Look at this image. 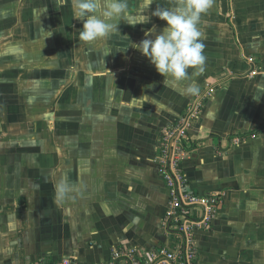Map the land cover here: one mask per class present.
Here are the masks:
<instances>
[{"label":"crops","instance_id":"crops-1","mask_svg":"<svg viewBox=\"0 0 264 264\" xmlns=\"http://www.w3.org/2000/svg\"><path fill=\"white\" fill-rule=\"evenodd\" d=\"M172 2L129 0L127 22L90 46L70 0H0V264H102L119 245L172 244L157 145L196 96L163 86L135 45ZM200 30L196 79L212 96L183 170L225 203L196 234L199 264H264V130L241 138L264 123V0H213Z\"/></svg>","mask_w":264,"mask_h":264},{"label":"built area","instance_id":"built-area-1","mask_svg":"<svg viewBox=\"0 0 264 264\" xmlns=\"http://www.w3.org/2000/svg\"><path fill=\"white\" fill-rule=\"evenodd\" d=\"M245 59L252 66L250 75H256L255 57ZM211 96V88L197 95L183 114L163 129L159 136L155 160L170 193L169 210L162 225L167 233L173 235L172 244L147 251L119 245L112 248L109 260L102 264H199L196 234L212 229L225 201L220 193H196L185 176L183 163L194 151L190 132L202 116L204 105ZM35 264L79 263L72 257H66Z\"/></svg>","mask_w":264,"mask_h":264},{"label":"clouds","instance_id":"clouds-1","mask_svg":"<svg viewBox=\"0 0 264 264\" xmlns=\"http://www.w3.org/2000/svg\"><path fill=\"white\" fill-rule=\"evenodd\" d=\"M154 2L156 0H144L145 10ZM70 5L74 19L83 23L78 39L90 46L118 32L130 15L129 0H70ZM212 6L213 0H173L170 6H157L152 12V16L166 22L165 27L158 34L155 27L149 29L145 38L135 45L163 77V86L182 90L186 96L199 95L196 78L206 70L200 24ZM143 18L144 23L150 19ZM65 191L61 183L57 196L63 198Z\"/></svg>","mask_w":264,"mask_h":264},{"label":"trees","instance_id":"trees-1","mask_svg":"<svg viewBox=\"0 0 264 264\" xmlns=\"http://www.w3.org/2000/svg\"><path fill=\"white\" fill-rule=\"evenodd\" d=\"M264 130V123L261 124L256 130H254L253 132L249 133L248 135H244L242 136L241 138H245V137H251V136H254V135H257L261 132H263Z\"/></svg>","mask_w":264,"mask_h":264}]
</instances>
